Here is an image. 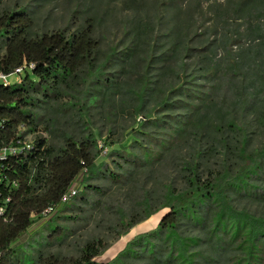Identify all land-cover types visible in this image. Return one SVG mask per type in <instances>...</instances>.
I'll list each match as a JSON object with an SVG mask.
<instances>
[{"label":"trees","instance_id":"trees-1","mask_svg":"<svg viewBox=\"0 0 264 264\" xmlns=\"http://www.w3.org/2000/svg\"><path fill=\"white\" fill-rule=\"evenodd\" d=\"M174 1L166 0L174 15L184 11L189 16L206 2V10L212 13L214 38L204 40L199 35L198 45L192 47L183 39H169L160 59L183 53L194 59V68L188 74L183 72L182 82L169 87L142 117L146 124L161 120L162 116L151 117L157 109L173 105L171 98L178 92L192 101L186 84L196 77L195 72L200 73L210 88H205L199 101L184 106L188 109L184 123L200 140L224 128L233 137L240 131L243 135L233 147L239 159L236 168L224 167L203 179L196 171L199 162L187 164L183 189L168 185L163 202L155 208L147 197L142 200L145 217L167 209L149 219H159L156 226L126 241L108 260L97 259L111 247L100 238L87 240L77 256L19 254L15 242L36 222L45 220L55 240L63 239L55 212L69 207L61 197L71 187H79L83 195L101 190L87 182L92 177L121 183L131 175L130 167L161 160L164 142L154 139L157 144L153 150L134 143L140 155L119 146L109 151L111 166L96 162L102 147L98 146V132L89 124L87 96L93 84L115 90L114 75L101 79L109 59L116 56L115 50L96 62L99 41L90 17L73 30L65 27L38 33L32 9L24 5L4 8L0 10V73L10 74L19 67L22 71L16 81L0 80V151L5 149L0 155V264H264V214L238 208L231 196L244 192L264 199V149L247 151L244 128L236 123L238 113L264 108V0H192L183 8ZM220 27L225 32H220ZM170 32L178 33V26L173 24ZM136 34L139 42H146ZM139 51L142 48L137 42L116 57L124 62L137 55L143 59ZM140 77L145 74L138 72L142 81ZM143 81L134 92L136 113L143 107L147 90ZM69 109L75 110V117L87 130L79 138L58 126L54 129L53 124H59V116ZM42 130L49 136L39 134ZM29 134L33 136L28 140ZM112 143L103 140L104 147ZM206 149L200 145L197 161ZM81 199L89 203L86 197ZM48 207L54 209L49 215L44 213ZM124 218L125 212L120 211L121 221ZM138 221L131 217L121 222L123 230L116 231L113 242L120 241V235Z\"/></svg>","mask_w":264,"mask_h":264},{"label":"rangeland","instance_id":"rangeland-1","mask_svg":"<svg viewBox=\"0 0 264 264\" xmlns=\"http://www.w3.org/2000/svg\"><path fill=\"white\" fill-rule=\"evenodd\" d=\"M188 1L193 2L175 0L174 3L182 5L183 8ZM202 4L189 16L184 11L174 15L173 7L167 6L166 0H0V10L23 5L32 9L35 30L38 33L65 27L73 30L86 17H90L94 23V36L99 41L97 63L111 51L115 50L117 56L137 42L142 48L139 55L143 59L138 55L125 62L117 59L115 55L109 59L103 69L104 77L101 79L115 76L117 83L114 91L102 88L101 83L91 85L87 96L89 124L95 133L98 132L100 136L98 146L102 147L96 162L105 161L111 166L109 151L119 146L131 151L134 149L135 154L140 155L134 143H141L144 148L153 150L157 144L154 139L164 142L161 160L150 159L149 163L142 167H130L131 175L122 179L121 183H111L100 177L89 178L87 182L101 190L85 191L82 195L78 187L75 198L66 202L70 203L69 207H61V210L55 212L57 224L64 232L63 239L55 240L45 220L36 222L15 242L19 254L36 256L38 253L55 252L77 256L79 248L87 240L100 238L104 244H111V247L97 259L108 260L126 241L156 226L159 219L153 221L149 219L153 215L167 212V209H161L149 218L145 217L142 200L147 197L151 208H155L163 202L168 185L175 190L183 189L186 186L184 168L187 164L199 162L196 171L203 179L224 167L236 168L239 159L233 147L235 141L243 135L240 131L237 130L233 137L230 131L224 128L222 132H211L200 140V136L195 135L196 131L191 129L188 123H184V117L188 112L184 106L188 102L199 101L204 91L210 88V82L199 75L200 73L195 72L196 77L186 84L193 94L192 101L187 95L178 92L171 98L170 104L173 105L168 109H157L151 117L154 120L155 116H162L161 120H154L153 123L148 121L146 124L147 120L142 117L150 107L164 97L169 87H176L182 82L183 72L188 74L194 68V59L183 56V53L176 57L165 56L160 59L161 52L169 45V39H183L192 47L198 45L196 40L199 39V35H202L201 38L204 40L214 38L212 13L206 10V2ZM173 24L178 26V33L170 32ZM219 31L225 32L221 27ZM136 32L146 41L145 43L138 41ZM153 36H156V39ZM218 51L221 52V49ZM148 52H151L152 56L150 54L146 58ZM137 62L139 64L136 68L133 67ZM137 70L145 74V77L140 78H143L142 81L147 87L143 107L138 113L134 110L137 104L134 92L142 81L137 78ZM8 80L16 81L17 77L11 75ZM74 112V109H69L59 116L60 123L53 126L56 130L58 126L79 138L86 134L87 130L83 122L77 120ZM172 117L175 121H172ZM236 123L244 128L247 151L264 149V108L258 107L255 111L238 113ZM39 134L49 136L43 130L39 131ZM32 136L29 134L26 139L29 140ZM57 139L59 141V138ZM104 139L114 143L104 147ZM201 144L208 149L197 161L195 155ZM81 196L86 197L89 203L81 199ZM231 196L233 204L238 208L255 214H264L263 198L244 192ZM120 211L126 214L123 221L131 217L140 221L127 233L120 235V241L115 243L113 238L116 231L123 230Z\"/></svg>","mask_w":264,"mask_h":264},{"label":"built area","instance_id":"built-area-1","mask_svg":"<svg viewBox=\"0 0 264 264\" xmlns=\"http://www.w3.org/2000/svg\"><path fill=\"white\" fill-rule=\"evenodd\" d=\"M31 64H29L27 67H30ZM22 71V67H19L17 68L14 72L10 73V74H3V73H0V80H2L3 82H9L8 78L11 76V75H15L17 76V73L21 72ZM10 151H12V149H9ZM3 155L5 154V149L1 150L0 151V155ZM76 191L77 189L74 188V187H71L70 190L63 194L62 197H61V202H67L72 196L76 195ZM2 212V207H0V213ZM54 212V209L52 207H48L44 213H46L47 215L51 214Z\"/></svg>","mask_w":264,"mask_h":264}]
</instances>
